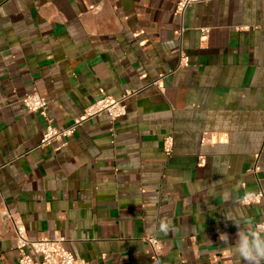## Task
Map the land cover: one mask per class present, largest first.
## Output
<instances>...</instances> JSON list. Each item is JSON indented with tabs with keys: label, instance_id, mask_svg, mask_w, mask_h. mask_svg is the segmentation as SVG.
Wrapping results in <instances>:
<instances>
[{
	"label": "crops",
	"instance_id": "1",
	"mask_svg": "<svg viewBox=\"0 0 264 264\" xmlns=\"http://www.w3.org/2000/svg\"><path fill=\"white\" fill-rule=\"evenodd\" d=\"M177 1L0 0V264H19L9 214L83 264H235L226 218L264 220L263 202H239L264 188V0L183 16ZM33 91L60 127L103 94L132 93L123 117L100 114L55 149L22 105ZM161 220L173 230L149 232Z\"/></svg>",
	"mask_w": 264,
	"mask_h": 264
},
{
	"label": "built area",
	"instance_id": "2",
	"mask_svg": "<svg viewBox=\"0 0 264 264\" xmlns=\"http://www.w3.org/2000/svg\"><path fill=\"white\" fill-rule=\"evenodd\" d=\"M206 1L208 0H178L176 13L183 16L189 6ZM201 30L204 36L209 32L208 28H203ZM182 31L181 29L180 32ZM188 64L189 57L182 53L179 66H187ZM154 83L158 84L159 80ZM131 93V91H127L121 98H114L111 95L103 94L75 117L71 124L63 127L53 123L47 112V100L37 91H33L26 95L22 100V105L28 111L41 114L45 119V130L40 140V146L49 147L58 143L55 149H61L67 146L69 138L79 127L96 116L107 113L112 120L123 117L127 113L125 100ZM204 140H206L205 137ZM174 143L175 139L172 134L165 136L163 149L167 155L173 153ZM239 202L242 205L264 203V188L246 192L239 199ZM9 216L15 228L16 246L19 251V264H83L80 259L76 258L72 252L65 247V240L62 237L55 236L54 238H45L43 240H31L23 222L13 214H9ZM144 239L151 244L154 253H158L163 247L161 240H158L154 235H148Z\"/></svg>",
	"mask_w": 264,
	"mask_h": 264
},
{
	"label": "clouds",
	"instance_id": "3",
	"mask_svg": "<svg viewBox=\"0 0 264 264\" xmlns=\"http://www.w3.org/2000/svg\"><path fill=\"white\" fill-rule=\"evenodd\" d=\"M233 221L238 228L234 244L229 242L227 233H220L219 239L230 249L235 264H264V220L250 227H242L235 217L226 218ZM149 232L168 234L173 230L170 221L161 220L159 225H150Z\"/></svg>",
	"mask_w": 264,
	"mask_h": 264
}]
</instances>
